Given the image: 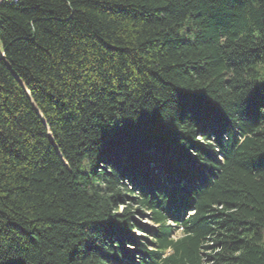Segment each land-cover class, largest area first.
Returning <instances> with one entry per match:
<instances>
[{
  "label": "trees",
  "instance_id": "trees-1",
  "mask_svg": "<svg viewBox=\"0 0 264 264\" xmlns=\"http://www.w3.org/2000/svg\"><path fill=\"white\" fill-rule=\"evenodd\" d=\"M0 264H264V0L1 2Z\"/></svg>",
  "mask_w": 264,
  "mask_h": 264
},
{
  "label": "built area",
  "instance_id": "built-area-1",
  "mask_svg": "<svg viewBox=\"0 0 264 264\" xmlns=\"http://www.w3.org/2000/svg\"><path fill=\"white\" fill-rule=\"evenodd\" d=\"M3 1H6V0H0V3L3 2Z\"/></svg>",
  "mask_w": 264,
  "mask_h": 264
}]
</instances>
